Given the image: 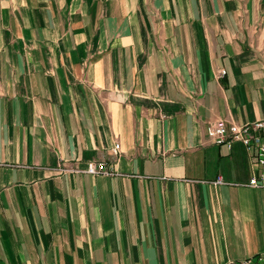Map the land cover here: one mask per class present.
Instances as JSON below:
<instances>
[{
    "label": "crops",
    "instance_id": "crops-1",
    "mask_svg": "<svg viewBox=\"0 0 264 264\" xmlns=\"http://www.w3.org/2000/svg\"><path fill=\"white\" fill-rule=\"evenodd\" d=\"M262 118L264 0H0V264L264 253L250 153L207 135Z\"/></svg>",
    "mask_w": 264,
    "mask_h": 264
},
{
    "label": "built area",
    "instance_id": "built-area-1",
    "mask_svg": "<svg viewBox=\"0 0 264 264\" xmlns=\"http://www.w3.org/2000/svg\"><path fill=\"white\" fill-rule=\"evenodd\" d=\"M225 71L222 70L221 74ZM207 135L214 144H225L228 148L234 142L241 143L250 153L252 173L248 179L251 187L264 188V118L236 123L219 119L207 126ZM120 144L114 147V153L118 154ZM63 171H79L78 168H62ZM83 171L91 174L105 173L114 175L115 170L103 160L89 161ZM223 264H264V253L248 256L238 260H231Z\"/></svg>",
    "mask_w": 264,
    "mask_h": 264
}]
</instances>
